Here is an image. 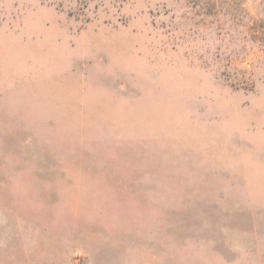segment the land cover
Returning a JSON list of instances; mask_svg holds the SVG:
<instances>
[{"label":"rangeland","instance_id":"1","mask_svg":"<svg viewBox=\"0 0 264 264\" xmlns=\"http://www.w3.org/2000/svg\"><path fill=\"white\" fill-rule=\"evenodd\" d=\"M0 264H264V0H0Z\"/></svg>","mask_w":264,"mask_h":264}]
</instances>
